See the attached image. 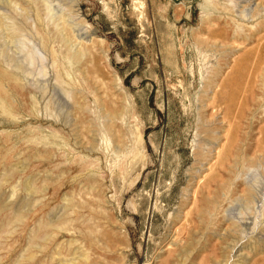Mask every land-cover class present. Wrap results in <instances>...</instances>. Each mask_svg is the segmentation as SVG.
I'll use <instances>...</instances> for the list:
<instances>
[{
	"label": "rangeland",
	"instance_id": "obj_1",
	"mask_svg": "<svg viewBox=\"0 0 264 264\" xmlns=\"http://www.w3.org/2000/svg\"><path fill=\"white\" fill-rule=\"evenodd\" d=\"M0 264H264V0H0Z\"/></svg>",
	"mask_w": 264,
	"mask_h": 264
}]
</instances>
